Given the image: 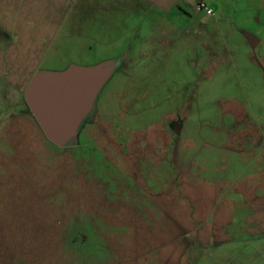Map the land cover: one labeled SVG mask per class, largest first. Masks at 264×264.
<instances>
[{
    "label": "rangeland",
    "instance_id": "374dc122",
    "mask_svg": "<svg viewBox=\"0 0 264 264\" xmlns=\"http://www.w3.org/2000/svg\"><path fill=\"white\" fill-rule=\"evenodd\" d=\"M141 23L34 61L117 67L69 145L25 109L5 125L0 264H264V0Z\"/></svg>",
    "mask_w": 264,
    "mask_h": 264
},
{
    "label": "crops",
    "instance_id": "0c3cea01",
    "mask_svg": "<svg viewBox=\"0 0 264 264\" xmlns=\"http://www.w3.org/2000/svg\"><path fill=\"white\" fill-rule=\"evenodd\" d=\"M180 5L181 0H0V138L13 115L25 109L33 116L25 93L35 75L61 72L34 73V61L63 44H126L149 13Z\"/></svg>",
    "mask_w": 264,
    "mask_h": 264
},
{
    "label": "water",
    "instance_id": "95a60500",
    "mask_svg": "<svg viewBox=\"0 0 264 264\" xmlns=\"http://www.w3.org/2000/svg\"><path fill=\"white\" fill-rule=\"evenodd\" d=\"M247 37L255 42L250 34ZM116 67L115 62L106 61L89 67L71 65L65 71H41L35 75L25 100L47 139L59 147L73 141Z\"/></svg>",
    "mask_w": 264,
    "mask_h": 264
},
{
    "label": "built area",
    "instance_id": "2783aa9c",
    "mask_svg": "<svg viewBox=\"0 0 264 264\" xmlns=\"http://www.w3.org/2000/svg\"><path fill=\"white\" fill-rule=\"evenodd\" d=\"M200 8H207V6L205 5V3H201L200 4V6H199ZM208 12H212V9H208Z\"/></svg>",
    "mask_w": 264,
    "mask_h": 264
}]
</instances>
